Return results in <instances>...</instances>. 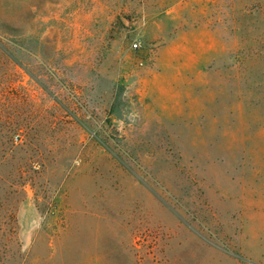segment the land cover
<instances>
[{
	"label": "rangeland",
	"instance_id": "1",
	"mask_svg": "<svg viewBox=\"0 0 264 264\" xmlns=\"http://www.w3.org/2000/svg\"><path fill=\"white\" fill-rule=\"evenodd\" d=\"M0 264H264V0H0Z\"/></svg>",
	"mask_w": 264,
	"mask_h": 264
},
{
	"label": "built area",
	"instance_id": "2",
	"mask_svg": "<svg viewBox=\"0 0 264 264\" xmlns=\"http://www.w3.org/2000/svg\"><path fill=\"white\" fill-rule=\"evenodd\" d=\"M133 48L134 49H137L138 48V45L137 44H134Z\"/></svg>",
	"mask_w": 264,
	"mask_h": 264
}]
</instances>
